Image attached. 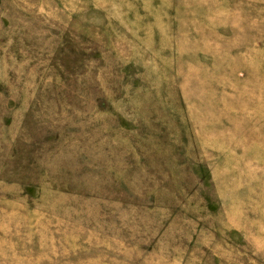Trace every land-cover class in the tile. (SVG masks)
Segmentation results:
<instances>
[{
    "label": "rangeland",
    "instance_id": "obj_1",
    "mask_svg": "<svg viewBox=\"0 0 264 264\" xmlns=\"http://www.w3.org/2000/svg\"><path fill=\"white\" fill-rule=\"evenodd\" d=\"M0 264H264V0H0Z\"/></svg>",
    "mask_w": 264,
    "mask_h": 264
}]
</instances>
